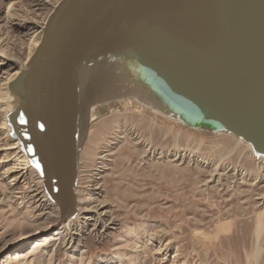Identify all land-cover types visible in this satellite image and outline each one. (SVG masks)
<instances>
[{"label": "rangeland", "instance_id": "1", "mask_svg": "<svg viewBox=\"0 0 264 264\" xmlns=\"http://www.w3.org/2000/svg\"><path fill=\"white\" fill-rule=\"evenodd\" d=\"M60 1L0 0V98ZM128 66L100 57L81 72L74 219L61 220L0 109V264H264V157L153 109L128 90Z\"/></svg>", "mask_w": 264, "mask_h": 264}, {"label": "water", "instance_id": "2", "mask_svg": "<svg viewBox=\"0 0 264 264\" xmlns=\"http://www.w3.org/2000/svg\"><path fill=\"white\" fill-rule=\"evenodd\" d=\"M109 56L128 62L138 79L128 90L146 91L153 109L227 129L264 152V0H61L12 88L34 81L33 148L61 220L78 206L80 70Z\"/></svg>", "mask_w": 264, "mask_h": 264}, {"label": "bare ground", "instance_id": "3", "mask_svg": "<svg viewBox=\"0 0 264 264\" xmlns=\"http://www.w3.org/2000/svg\"><path fill=\"white\" fill-rule=\"evenodd\" d=\"M42 33H43V31H42ZM110 33L111 34H110V36L107 37V40H114V38L117 36V33L116 32H110ZM40 43H41V40H40ZM40 43L38 44L37 41H36L33 44V46H35V50H36L37 47H39ZM102 52H103V54L97 53L95 55L99 56V55H106V54L109 53V52H105V51H102ZM123 52H124L123 50H118V51L112 52V54H115V55L121 54V53L123 54ZM91 61H93L92 58H91V60H88L84 64V66L81 68L80 77H81V72L82 71L88 72V74L90 76L91 69H88V67H89V64L92 63ZM29 62H30V59H29L27 65H23V67L20 69V71L17 72L16 74L10 76L7 81H10V83H11L18 76L23 75L24 73L28 72L30 70L29 69L30 68L29 67ZM131 63L132 64H138V62H136L135 60H131ZM80 82H81V78L79 79L78 88L76 90V104H77V106L79 104V99H80V88H79L80 85H81ZM33 84H34V81L32 80V78L30 76L29 83H27L25 88L21 91V94L10 93L8 91L9 93H7L6 95L1 96V98H0V109L4 112V115H6V114L8 115V114H11V113L16 114V121H13V123L8 121V116L6 115V119H7L6 123L8 125V128L11 129L12 132L11 131L10 132L12 134H14V135L16 134L18 136L19 142H21L20 144H22L21 149H23L26 158L30 162V166L36 171V173L40 177H42L40 168L38 166V161H37V158H36V154H35V151H34V148H33V145H34V129H35V126L37 124V117H36V111L37 110H36L34 89L32 88V91H30V92H27V90H26L27 86H31L32 85V87H33ZM260 89H262V87ZM84 90H86V89H84ZM22 112H24V116H23ZM241 117H244L243 116V112H241ZM243 120L246 121V118L244 117ZM242 125L245 126L244 124H242ZM29 126L31 128L30 130H29ZM79 136H80V124H79V128H78V133H77V137L78 138H79ZM235 137L238 140H239V138L241 140H243L246 143V145H247V149L252 151L254 153V155H257V156L261 155L262 157H264V152L257 151L255 146H254V144L251 141H249L248 139H246L244 136H240L239 135V136H235ZM19 147L20 146H19L18 142L15 143L14 146H13V148H17L18 150H20ZM176 159H180V157L178 158L177 155H176L174 160H176ZM28 161H27L26 165L28 164ZM24 169H25V167L24 168H21V167L19 168V170H22V172L18 171V176L17 177L18 178H24L26 180V171H23ZM39 183L41 184V182H39ZM47 196H48V194H47ZM48 198L54 203V201L52 200V198L50 196H48ZM54 204L58 207V205L56 203H54ZM99 207L100 206L95 208L96 210H98L97 212H99ZM77 208H78V206H77ZM77 214L78 213H76V215L74 217H72L71 219H74L75 217H77L78 216Z\"/></svg>", "mask_w": 264, "mask_h": 264}]
</instances>
